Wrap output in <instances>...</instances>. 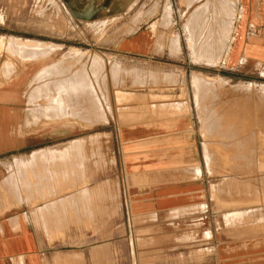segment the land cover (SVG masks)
<instances>
[{
  "label": "crops",
  "instance_id": "obj_1",
  "mask_svg": "<svg viewBox=\"0 0 264 264\" xmlns=\"http://www.w3.org/2000/svg\"><path fill=\"white\" fill-rule=\"evenodd\" d=\"M62 1L78 17L127 15L130 31L119 40L118 51L161 55L155 23L131 22V16H151L154 0ZM50 51H36L25 60ZM221 58L228 79L239 72L246 76L240 81L248 80L264 70V0H240ZM65 60L54 64L64 67L63 75L69 67ZM31 65L30 74L26 70L0 83V264H264V184L247 186L241 173L233 184L230 176L215 174L205 159L192 100L139 104L135 118L116 132L122 185L117 169L116 176L104 179L95 165L87 180L86 169L90 172L93 164L72 165V156L84 154H72L70 145L78 141L80 151L90 155L89 146L95 144L101 155L106 131L95 136L40 134V125L68 123L71 107L62 105L64 115L53 116L50 110L57 112L60 105L50 106L43 98L51 95L48 84L55 69L38 71ZM45 111L54 119L44 117ZM77 168L84 170L79 182L71 179Z\"/></svg>",
  "mask_w": 264,
  "mask_h": 264
},
{
  "label": "rangeland",
  "instance_id": "obj_2",
  "mask_svg": "<svg viewBox=\"0 0 264 264\" xmlns=\"http://www.w3.org/2000/svg\"><path fill=\"white\" fill-rule=\"evenodd\" d=\"M153 3H156L157 7L151 16H131V22L136 23L139 19L142 25L149 21L156 25L157 49L161 55L148 58L128 55L116 48L119 40L130 31L126 24L127 15L78 17L71 14L62 0H0V83L16 78L26 70L30 74L31 64L35 65L38 71L44 67L54 69L57 61L62 62L63 58H66L68 69L63 76L64 67L55 68V79L50 82V86L54 84L51 86L54 88L50 90L51 95L43 99L46 103V100H52L53 96L52 102L55 105L70 104L73 113L71 111L68 123L57 120L46 126L40 125L39 133L44 132V136L50 137L63 136L68 132L71 136H95L96 132L106 131L101 134L106 138L101 155L100 152L94 151L99 147L95 144L89 146L92 148L90 155L80 151L83 145L78 144V141L70 145L72 154H84L81 157L72 156V165L79 162L82 166L90 162L93 164L90 172L86 169L87 180L96 166V170H102L104 179L115 175L117 169L118 184L122 185L121 163L117 156V128L123 122L135 118L136 112L142 109L139 104L147 106L150 100L185 98L188 103L192 100L195 106L202 149L206 162L211 164V168L214 166L215 174L230 176L233 184L234 180L239 179L240 173L241 178H246L247 186L264 184V70L256 71L247 76L248 80L240 81V78L246 77L244 74L236 72L232 79H228L225 78L226 71L220 67L222 53L230 41L240 12V0L150 2L152 5ZM10 38L41 45L33 47L31 52H24L23 49H29L31 46L7 45V39ZM173 43L178 44L175 46ZM164 48H167L166 53L162 51ZM50 49L52 51L43 58L25 60L31 58L30 56L38 50L46 52ZM92 62L96 63L95 67ZM82 75L86 81H91L84 82L85 89L81 86V80H85ZM195 77L198 79L195 80ZM198 80L202 82L199 83ZM64 82L70 84V87ZM91 83L94 84L95 91L93 86L92 90L90 87L86 89L85 85L91 86ZM75 84L77 87L80 85V90L76 89ZM31 85L29 80L24 98L27 109L31 102L30 94L28 95ZM65 86L68 88L65 89ZM89 89L95 94H89ZM158 91L162 92L163 96H147ZM56 92L63 97L56 96ZM68 94L72 96L69 97ZM190 94H193V97ZM92 96L94 97L91 98ZM95 96L100 107H97L96 103L94 107L101 113H94L95 116L91 117L93 123L87 120L85 122L84 118V121L79 120L80 116L85 115L86 104L91 102L92 105ZM58 100L61 103H56ZM86 107L88 108L89 104ZM260 111H263L262 114ZM91 124L93 125L90 126ZM208 149L210 158L208 156L207 161ZM54 157L52 159L56 162ZM83 169L77 168V173L72 169L71 179L77 178L74 181L78 182L82 180ZM235 183L238 184L237 181Z\"/></svg>",
  "mask_w": 264,
  "mask_h": 264
},
{
  "label": "bare ground",
  "instance_id": "obj_3",
  "mask_svg": "<svg viewBox=\"0 0 264 264\" xmlns=\"http://www.w3.org/2000/svg\"><path fill=\"white\" fill-rule=\"evenodd\" d=\"M1 40H3V38H2ZM7 41H8V42H7V45H10V46H11V45H16V44H25L27 47H30V46H31V48H29V49H23L24 52H31V50H32V51L34 50L33 47H40V45H41L40 43H38V44H34V43L31 42V41H25V40H21V39H18V38H12V39L10 38V39H7ZM174 41H175V40H174ZM5 43H6V42H5ZM12 43H15V44H12ZM174 43H175V42H174ZM174 43H173V45H175ZM177 44H178V43H177ZM177 44H176V45H177ZM36 45H37V46H36ZM176 45H175V46H176ZM10 46H9V47H10ZM197 46H198V45H197ZM171 47H172V46H171ZM193 47H194V46H193ZM193 47H192V48H193ZM175 48H176V47H175ZM38 51H39V50H38ZM42 51H43V50H41V52H42ZM71 51H72V50H71ZM75 52H76V51H75ZM81 53H82V52H81ZM84 53H85V52H84ZM197 53H198V52H197ZM194 54H195V52H194ZM66 55H67V54H66ZM192 57H193V56H192ZM197 57H198V56H197ZM199 58H201V57H199ZM93 61H94V60H93ZM94 63H95V62H94ZM94 63L92 62L93 66L95 67V64H96V63H95V64H94ZM92 64H91V65H92ZM49 68H50V67H49ZM54 69H55V68H54ZM54 69H53V70H54ZM91 69H92V68H91ZM93 69H95V68H93ZM96 69H97V68H96ZM96 69H95V70H96ZM95 70H94V71H95ZM90 71H91V70H90ZM152 73H153V72H152ZM83 75H84V74H83ZM83 75H82V77H84L85 80H84V81H83V79L81 80V81L83 82V85H81L82 87H83L84 84H85L84 82H86V83L91 82V81H86V78H85V76H83ZM200 75H201V74H200ZM63 76H64V75H63ZM76 76H77V75H76ZM79 76H80V75H78V77H79ZM154 77H155V76H154ZM69 78H70V77H69ZM203 78H204V77H203ZM207 78H209V77H207ZM65 79H68V78H65ZM73 79H74V78H73ZM73 79H72V80H73ZM80 79H81V78H80ZM88 79H89V78H88ZM90 79H91V78H90ZM197 79H198V77H195V80H197ZM199 79H200V78H199ZM68 80L71 81L70 79H68ZM74 80H75V79H74ZM95 80H96V79H95ZM205 80H206V79H205ZM96 81H97V80H96ZM99 81H100V79H99ZM200 81L202 82V80H198L199 83H200ZM208 81H209V80H208ZM67 82H68V81H67ZM195 82H196V81H195ZM64 83H66V82H64ZM70 83H72V82H70ZM76 83H77V82H76ZM224 83H225V82H224ZM61 84H62V83H61ZM66 84H67V83H66ZM77 84H78V83H77ZM91 84H92V83H91ZM45 85H46V84H45ZM45 85H44V86H45ZM67 85L70 87V84H67ZM75 85H76V84H75ZM86 85H87V84H86ZM86 85H85L86 89H88V88L90 87V89L92 90V88L94 87V86H93L94 84H92L91 86H90V84H89L88 86H86ZM198 85H199V84H198ZM48 86H50V85L48 84ZM51 86H54V84L51 85ZM51 86H50V87H51ZM63 86H64V85H63ZM71 86H72V85H71ZM79 86H80V85H79ZM79 86L77 87V85H76V89L78 88V90H80V89H79V88H80ZM92 86H93V87H92ZM97 86H98V85H97ZM248 86H249V85H248ZM45 87H46V86H45ZM87 87H88V88H87ZM91 87H92V88H91ZM199 87H200V85L198 86V88H199ZM42 88H43V90L45 89L44 87H42ZM48 88H49V87H48ZM52 88H54V87H51V88L49 89V92H50V90H51ZM55 88H56V87H55ZM67 88H68V87H67ZM67 88H66V86H65V89H67ZM83 88H84V87H83ZM83 88H81V89H83ZM84 89H85V88H84ZM90 89H89V92H88L89 94L93 93V92H91ZM46 90H47V88H46ZM54 90H56V89H54ZM62 90H64V89H62ZM95 90H96V89H95V87H94V91H95ZM249 90H250V89H249ZM263 90H264V88H263ZM52 91H53V90H52ZM59 91H61V90H59ZM59 91H57V92H59ZM81 91H82V90H81ZM254 91H255V90H254ZM47 92H48V91H47ZM57 92H56V96L59 97V95H61V94H60V93L57 94ZM79 92H80V91H79ZM83 92H84V91H83ZM83 92H82V93H83ZM86 92H87V90H86ZM50 93H51V92H50ZM47 94H48V93H47ZM94 94H95V93H93L92 95H94ZM82 95L85 96L84 93H83ZM245 95H246V94H245ZM49 96H50V95H49ZM61 96H62V95H61ZM61 96H60V97H61ZM70 96H72V95H70ZM90 96H91V95H90ZM124 96H125V95H124ZM51 97H52V100H49V102H51V103H50L51 105H54V103L52 102L54 98H53V96H51ZM62 97H63V96H62ZM62 97H61V98H62ZM86 97H87V93H86ZM93 97H94V96H92L91 98H93ZM44 98H45V97H44ZM116 98H117V97H116ZM55 99H56V98H55ZM66 99H67V98H66ZM85 99H86V98H85ZM95 99H96V96H95ZM95 99H94V100L92 99V100H93V103H92V105H90L91 102L89 101V97H88V101L90 102V103H88V104H89V107H88V108L86 107V106H88V104H86V102H88V101H86L87 99L85 100L86 102L84 101V103L86 104L85 109H84V111H85L84 114H85V115H84L83 117L80 116V117H79V120L82 119L81 121H84V120H83V118H84V119H85V122H87V121H88V122H92L93 120H92L91 117H92V116H95L94 113H95V114L101 113V111H99V109L96 110V108L94 107V106H95L94 104L97 102V99H96V100H95ZM122 99H123V98H122ZM59 100L62 101L61 99H59ZM59 100H58V102L56 101V103H59V102H60ZM67 100H68V99H67ZM74 100H75V99H74ZM90 100H91V99H90ZM75 101H76V100H75ZM79 102H80V101H79ZM60 103H61V102H60ZM98 103H99V102H98ZM98 103H96V104L98 105V106H97V105H96V106H97V107H100V106H99L100 103H99V104H98ZM48 104H49V103H48ZM50 104H49V105H50ZM85 104H84V105H85ZM51 105H50V106H51ZM56 105H57V104H56ZM59 105H60V104H58V106H59ZM63 105H64V104H63ZM173 105H174V104H173ZM240 106H241V104H240ZM93 107H94V109H93ZM50 108H51V107H50ZM60 108H61V109H60L59 111H57V112L52 111V109L50 110V111L53 113V116H54V115H58V117H61V116L64 115L62 109L65 108V106L63 107L62 104H61V105H60ZM82 108H83V107H82ZM234 109H235V108H234ZM237 109H238V108H237ZM239 109H241V108L239 107ZM257 109H258V108H257ZM46 110H47V109H46ZM48 110H49V107H48ZM53 110H54V109H53ZM64 110H65V109H64ZM70 110H71V109H70ZM225 110H226V109H225ZM228 110H229V108H228ZM259 110H260V109H259ZM50 111H48V112H50ZM67 111H68V110H67ZM67 111H66V112H67ZM71 111H72V110H71ZM243 111H244V110H243ZM247 111H248V110H247ZM247 111H246V112H247ZM54 112L57 113V114H55ZM74 112H75V110H74ZM227 112H228V111H227ZM240 112H242V111H240ZM258 112H259V111H258ZM260 112H261V111H260ZM262 112H263V111H262ZM262 112H261V114H262ZM52 113H50L51 115L49 114V116H51V117L48 119V118H47V117H48V114H46V111H45V114H46L47 116H44V117H46L48 120H50V119L53 117V116H52ZM72 113H73V111H72ZM72 113L69 112V113H66L67 115H66V114H65V115L68 116V114H72ZM87 113H88V114H87ZM243 113H244V112H243ZM86 114H87V115H86ZM246 114H247V113H246ZM258 114H259V113H258ZM226 115H228V114H226ZM226 115H225V116H226ZM240 115H241V114H240ZM250 115H251V114H250ZM215 116H216V115H215ZM234 116H235V115H234ZM237 116H238V115H237ZM237 116H236V117H237ZM257 116H258V115H257ZM32 117H34V116H32ZM54 117H55V116H54ZM56 117H57V116H56ZM76 117H77V116H76ZM132 117H133V116H132ZM236 117H235V118H236ZM243 117H244V116H243ZM245 117H247V116H245ZM252 117H253V116H252ZM30 118H31V117H30ZM38 118H39V116H38ZM38 118H37V119H38ZM42 118H43V117H42ZM42 118H39V121H40V119L42 120ZM46 118H45V119H46ZM233 118H234V117H233ZM247 118H248V117H247ZM47 119H46V120H47ZM53 119H54V118H53ZM53 119H51V120H53ZM71 119H72V118H71ZM74 119H75V118H74ZM76 119H77V118H76ZM98 119H99V118H98ZM27 120H28V119H27ZM86 120H87V121H86ZM95 120H96V119H95ZM234 120H235V119H234ZM239 120H240V119H239ZM245 120H246V119H245ZM261 120H262V119H261ZM76 121H77V120H76ZM40 122H41V121H40ZM78 122H79V121H78ZM85 122H84V123H85ZM211 122H212V121H211ZM213 122H214V119H213ZM227 122H228V120H227ZM229 122H230V121H229ZM236 122H238V121H236ZM33 123H35V122H33ZM36 123H37V122H36ZM36 123H35V124H36ZM43 123H44V122H43ZM92 123H93V122H92ZM225 123H226V122H225ZM242 123H243V121H242ZM254 123H255V122H254ZM31 124H32V120H31ZM89 124H90V123H89ZM246 124H247V123H246ZM248 124H249V123H248ZM259 124H260V123H259ZM36 125H37V124H36ZM210 125H211V124H209V127H211ZM214 125H215V123H214ZM248 127H249V126H248ZM212 128H213V127H212ZM254 128H255V127H254ZM213 129H214V128H213ZM240 131H241V130H240ZM205 132H206V131H205ZM214 135H215V134H214ZM214 135H213V136H214ZM226 135H227V134H226ZM229 135H230V134H229ZM206 137H207V136H206ZM230 140H231V139H230ZM71 145H72V144H71ZM73 147H74V146H73ZM77 147H78V146H77ZM70 148H72V147H70ZM75 149H76V148H75ZM205 150H206V149H205ZM208 151H209V149L207 150V153L205 152V153H206L207 161H208L209 158H210V156H209V154H208ZM79 152H80V151H79ZM229 152H230V151H229ZM76 153H77V152H76ZM241 153H242V152H241ZM208 156H209V158H208ZM234 156H235V155H234ZM210 162H211V160H210ZM179 170H180V169H179ZM190 172H191V171H190ZM190 172H189V173H190ZM18 201H19V200H18Z\"/></svg>",
  "mask_w": 264,
  "mask_h": 264
}]
</instances>
